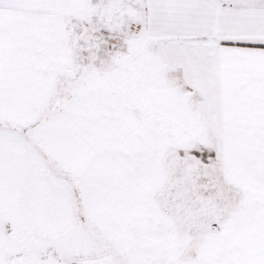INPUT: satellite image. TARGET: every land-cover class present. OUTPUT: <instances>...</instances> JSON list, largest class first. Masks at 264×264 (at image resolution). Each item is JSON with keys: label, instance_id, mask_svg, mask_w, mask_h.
Here are the masks:
<instances>
[{"label": "snow or ice", "instance_id": "snow-or-ice-1", "mask_svg": "<svg viewBox=\"0 0 264 264\" xmlns=\"http://www.w3.org/2000/svg\"><path fill=\"white\" fill-rule=\"evenodd\" d=\"M0 264H264V0H0Z\"/></svg>", "mask_w": 264, "mask_h": 264}]
</instances>
